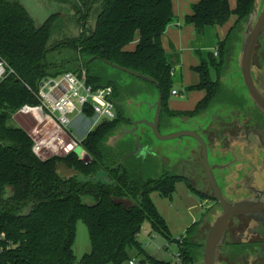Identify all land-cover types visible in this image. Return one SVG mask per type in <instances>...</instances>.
<instances>
[{
  "label": "trees",
  "instance_id": "1",
  "mask_svg": "<svg viewBox=\"0 0 264 264\" xmlns=\"http://www.w3.org/2000/svg\"><path fill=\"white\" fill-rule=\"evenodd\" d=\"M52 1L66 8L64 15L52 13L36 25L22 3L0 0V60L12 68L0 81V264H126L132 251L149 264H170L146 254L136 234L148 221L152 232L171 238L151 193L171 197L178 178L166 173L144 178L139 165L129 161L131 156L123 159V152L111 141L132 123L125 105L118 103L115 118L100 122L82 139L81 146L90 156L88 163L73 152L46 158L36 155L30 134L9 120L22 105L38 102L36 93L45 78L67 71L83 69L89 83L109 86L112 95H119L117 80L102 83L101 76L91 72L95 59L154 78L157 85L144 81L156 87L155 99L161 93L160 123L167 113L205 112L217 103L220 78L241 43L255 0H236L233 9L228 0H198L185 16L197 35L236 16L225 38L217 43V54L208 52L192 68L198 82L187 89L202 90L204 95L190 111L171 110L167 105L173 64L161 36L174 19L172 0ZM70 23L76 24L75 35L67 27ZM63 47L72 51L69 59L46 61L51 50ZM57 162L74 167L79 175L63 179L55 170ZM98 170L106 172L107 182L92 180ZM119 197L132 204H114L112 199ZM77 220L86 225L91 243L90 252L79 259L73 252ZM193 230L190 224L182 237V264H202V243L191 239Z\"/></svg>",
  "mask_w": 264,
  "mask_h": 264
},
{
  "label": "rangeland",
  "instance_id": "2",
  "mask_svg": "<svg viewBox=\"0 0 264 264\" xmlns=\"http://www.w3.org/2000/svg\"><path fill=\"white\" fill-rule=\"evenodd\" d=\"M22 3L30 16L34 20L36 25H41L49 15L55 12L66 11V8L62 4H59L52 0H17ZM258 3L257 12H260L264 4V0H256ZM62 15L64 13L62 12ZM68 29H71L73 34H76V24L70 23L67 25ZM214 27H207L205 29V34H198V40L195 43L196 46L200 48L201 57H207L208 52H213L214 46L216 45V36H215ZM240 51L241 47L238 44L233 51V56L229 60L227 69L222 74L220 78L221 81V91L217 97V103H214L211 107L215 108L218 104H225L228 101L233 104L240 106L238 109L247 110L248 104L252 102L246 88L243 84L239 60H240ZM72 55V51L68 48H59L51 50L47 56L46 61L49 63H56L61 60L69 59ZM170 62L175 66H181L180 71H176L173 76L172 88L181 92L184 87L192 85L195 80V74L192 72V69L188 67L189 59H184L183 54L180 50L173 48L169 54ZM264 58V33L259 38L253 59L261 61ZM194 60H191L193 63ZM90 69L92 73H98L101 78V82L104 83L108 79L117 80L119 82L120 94L112 95L111 100L114 104L115 110L116 105H125L124 111L132 119L133 123L138 122L139 120L153 119V110H149L148 106L156 101L155 93L156 87L147 83L146 81L141 80L137 77L127 75L126 72L119 70L115 67L106 65L100 60H93L90 64ZM214 77V71L212 72ZM195 95H198V91L188 92L185 98H179L177 96L169 95L167 99V105L171 109L181 108L184 101H189L193 99ZM155 100V101H154ZM253 103V102H252ZM210 107V108H211ZM168 117L169 114L167 113ZM69 118L73 120L75 114H70ZM163 122V121H162ZM159 124L160 134H168L176 130H181L182 125L178 124L177 121H173L172 125L163 123ZM37 121L31 116H13L9 120V124L12 126L23 127L27 132H32V129L36 126ZM86 128L80 126L77 123H74L71 127L74 137L77 139L84 138L86 135V130L91 124L92 120L86 121ZM95 126H91L93 129ZM127 128H133L131 125ZM136 131L141 137V144L143 145L142 152L137 153L136 156L129 157V161L139 165L141 168L142 175L144 178H158L164 175L166 162L165 154L166 150L170 144H173L176 140H160L155 137L151 131L148 130L145 123L138 122ZM64 136L63 133L55 132L52 133L48 131L46 133H41L40 138L44 141L52 139V144L45 143L42 146V156H64L62 148L59 141H55V137ZM72 138V136H71ZM186 140H190L191 144L193 142L190 138L185 137ZM68 139H64V143L68 142ZM113 144L122 143L123 141L117 138H112L111 141ZM57 143V144H56ZM56 144V146L54 145ZM195 145V144H194ZM82 147L81 145H79ZM196 146V145H195ZM121 151L122 147L119 146ZM129 156V155H128ZM126 156L125 158H127ZM104 170H98L97 173L92 177V180H106L104 175ZM151 198L158 208L159 213L166 220L168 229L171 234L170 239H166L159 233H154L151 231L148 221H145L142 225V230L137 237L142 247L144 248L146 254L153 255L155 258L170 262V264H176L174 254L178 250L176 239L184 234V230L190 224L193 225V235L192 240L202 243V251L204 246V240L206 234L210 228V225L213 219L217 216L218 211L214 212L213 208L210 207L206 202L199 196L196 190L190 188V185L186 181L181 180L177 181L175 185V191L171 197L163 198L158 193H151ZM235 222V220H234ZM147 229L149 233H144L143 230ZM229 240V235L226 236L225 240ZM225 245L220 246L218 255V264H236L235 262H230L226 256ZM91 243L89 238V233L86 225L81 221L77 220L75 224V238L73 241V252L77 259H79L83 254L90 252ZM131 256H137L143 258V255H137L136 252L132 251ZM240 260V259H239ZM242 261V260H241Z\"/></svg>",
  "mask_w": 264,
  "mask_h": 264
},
{
  "label": "flooded vegetation",
  "instance_id": "3",
  "mask_svg": "<svg viewBox=\"0 0 264 264\" xmlns=\"http://www.w3.org/2000/svg\"><path fill=\"white\" fill-rule=\"evenodd\" d=\"M252 75L264 95V58L261 61L252 60ZM229 101L198 114H169L162 123L172 125L173 121H177L182 125L181 130H195L204 139L207 162L219 193L227 202L264 200V114L252 102L243 111ZM147 106L154 111L153 107ZM131 126L134 127L133 121ZM132 129L127 128L116 136L123 141L114 144L117 149L122 147L123 159L128 155L136 156V152L140 153L143 149L139 133L136 130L130 132ZM125 131L128 133H123ZM188 138L196 146L185 137L176 138L169 145L164 173L176 176L178 181H186L219 214L221 206L215 199L203 167L200 145L194 138ZM104 175L106 177V172ZM98 182H107V178ZM228 235L229 240H225ZM222 245L227 247L226 256L230 262L264 264V214L233 217L226 227Z\"/></svg>",
  "mask_w": 264,
  "mask_h": 264
},
{
  "label": "built area",
  "instance_id": "4",
  "mask_svg": "<svg viewBox=\"0 0 264 264\" xmlns=\"http://www.w3.org/2000/svg\"><path fill=\"white\" fill-rule=\"evenodd\" d=\"M216 50L214 55H216ZM12 72V68L4 60H0V81ZM47 79V80H45ZM43 84L39 86L36 93V104L22 105L13 116H31L37 123L32 132H28L33 140L32 151L36 155L42 156V146L47 143L52 144V139L44 141L40 138L41 133L51 131L60 132L64 136L55 137L59 141L64 154L73 152L81 145V141L74 137L71 127L74 123L86 128V121L92 120L91 126H97L104 120H112L116 116V110L111 100L112 89L109 86H96L87 81L86 72L81 69L79 72L67 71L54 77L45 78ZM170 95H181L176 89L170 91ZM88 112L91 115H88ZM70 114H75L71 120ZM12 116V117H13ZM91 126L86 130L90 131ZM94 127V128H95ZM72 136V138H71ZM64 139L69 141L64 143ZM57 144V143H56ZM56 144H54L56 146ZM46 158V157H43ZM140 231L136 234L139 236ZM144 233H149L147 229ZM182 237L177 238L178 250L174 254L176 264H182ZM126 264H149L141 257L132 256Z\"/></svg>",
  "mask_w": 264,
  "mask_h": 264
},
{
  "label": "water",
  "instance_id": "5",
  "mask_svg": "<svg viewBox=\"0 0 264 264\" xmlns=\"http://www.w3.org/2000/svg\"><path fill=\"white\" fill-rule=\"evenodd\" d=\"M257 6L258 3L255 0L254 8L250 12L247 22L244 26V30L242 32L241 43H240L241 51H240L239 68H240L242 81L246 88L248 96L252 100L253 104L259 109V111L264 114V95L259 91L252 75L253 55L255 52L257 42L264 33V4L260 12H257ZM112 66L128 74L152 82L155 85L158 84L157 81L150 76L140 74L138 72L132 71L130 69L124 68L119 65L113 64ZM42 84L43 82L40 83V85ZM161 103H162V98H161V93L159 92L156 101L152 105H150L151 107L154 108L153 119L151 121L143 119V120H139L138 122L145 123V125L151 129L153 135L159 138L160 140H171L182 137H192L199 143L201 148V159H202L203 167L206 171V175L211 185L215 199L219 202L221 206V212L213 219L204 240L202 264H218L219 247L224 240L225 230L229 221L233 217L239 215L264 214V200L247 199L232 203L227 202L219 193V190L215 183V179L207 162V145L204 139L195 130H191V129L177 130L168 134H160L159 122L161 116ZM138 122L133 123L134 127L132 130H130V132H133L137 129ZM123 133L126 134L128 133V131H125ZM262 146H264L263 143ZM73 153L84 163H88L90 161V156L80 146L75 148L73 150ZM55 170L63 179H69L79 174V171H77L74 167H69L64 162H57L55 164ZM112 201L114 204L122 205L124 207L132 203L131 200L124 199L121 197L113 198ZM89 205L93 206L95 205V203L89 202Z\"/></svg>",
  "mask_w": 264,
  "mask_h": 264
},
{
  "label": "crops",
  "instance_id": "6",
  "mask_svg": "<svg viewBox=\"0 0 264 264\" xmlns=\"http://www.w3.org/2000/svg\"><path fill=\"white\" fill-rule=\"evenodd\" d=\"M197 1L198 0H172V10H173L174 19L167 25L164 33L161 36V45L164 48L166 54H169V52H171L173 48L180 50L183 54L184 59L187 58L189 59L187 63H188V67H190L191 69L199 63L201 58V56H199L200 48L195 45L199 36L197 35L194 27L186 22L185 16L191 13L192 5ZM228 2L231 9H233L236 6V0H228ZM235 19L236 16L231 15L225 24L214 27L215 36L217 39L216 45L213 47L214 50H216L217 43L225 38L228 29L234 23ZM136 41L137 40L135 39V41L131 43L130 45L131 48L135 46ZM191 60H194L193 63H191ZM180 67L181 66L173 65V76L175 75L176 71H180L181 69ZM192 72L195 74L196 77L195 82L192 84L194 85L198 82V76L193 70ZM187 87L188 86L184 87L183 90H181V95H174V96H177L179 98H185L187 93L192 91L187 89ZM193 91H198V95H195L193 99L189 101H184L182 103L183 106L181 108H176V109L171 108V110H175V111L192 110L195 107L196 103L204 95V92L202 90L193 89Z\"/></svg>",
  "mask_w": 264,
  "mask_h": 264
}]
</instances>
